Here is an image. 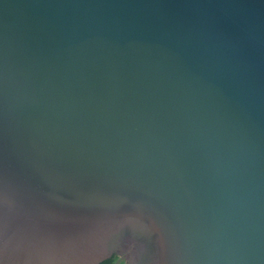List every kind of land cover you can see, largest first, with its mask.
<instances>
[{
    "label": "water",
    "instance_id": "95a60500",
    "mask_svg": "<svg viewBox=\"0 0 264 264\" xmlns=\"http://www.w3.org/2000/svg\"><path fill=\"white\" fill-rule=\"evenodd\" d=\"M264 264V0H0V264Z\"/></svg>",
    "mask_w": 264,
    "mask_h": 264
},
{
    "label": "trees",
    "instance_id": "16d2710c",
    "mask_svg": "<svg viewBox=\"0 0 264 264\" xmlns=\"http://www.w3.org/2000/svg\"><path fill=\"white\" fill-rule=\"evenodd\" d=\"M117 260H118V256L115 255V254H113L110 258H108V259L102 261V262L99 263V264H116ZM120 264H124V263L121 262Z\"/></svg>",
    "mask_w": 264,
    "mask_h": 264
},
{
    "label": "flooded vegetation",
    "instance_id": "af4514ba",
    "mask_svg": "<svg viewBox=\"0 0 264 264\" xmlns=\"http://www.w3.org/2000/svg\"><path fill=\"white\" fill-rule=\"evenodd\" d=\"M121 262L124 263V261L118 257V260H117L116 264H120Z\"/></svg>",
    "mask_w": 264,
    "mask_h": 264
}]
</instances>
